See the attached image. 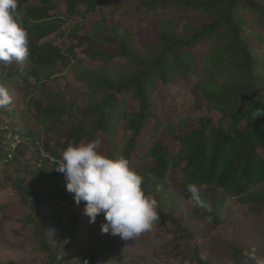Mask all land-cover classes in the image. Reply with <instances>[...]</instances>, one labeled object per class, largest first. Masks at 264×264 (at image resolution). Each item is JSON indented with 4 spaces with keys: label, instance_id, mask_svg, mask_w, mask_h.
I'll list each match as a JSON object with an SVG mask.
<instances>
[{
    "label": "trees",
    "instance_id": "16d2710c",
    "mask_svg": "<svg viewBox=\"0 0 264 264\" xmlns=\"http://www.w3.org/2000/svg\"><path fill=\"white\" fill-rule=\"evenodd\" d=\"M111 1L18 0L17 20L27 32L30 55L23 63L0 62V85L12 98L0 108V168L18 172L7 182L18 193L17 212L25 215L21 222L34 227L31 239L45 256L43 264H96L120 237L110 234L102 247L88 251L76 244L78 261L67 252L69 245L61 256L52 243L54 228L73 239L80 218L72 210L78 206L74 194L57 171L62 154L69 145L96 140L100 153L128 159L143 177V190L158 202L156 223H169L177 233L170 256L211 264L201 255L204 241L197 239L220 237L213 232L230 198L247 206V219L264 217V116L253 119L256 112L264 114V53L254 46L264 45V0H125V7L151 15L158 10L174 14L153 25L152 39L143 50L129 29L120 31L115 20L105 17ZM241 10L256 24L249 34ZM96 14L99 18L92 19ZM80 48L86 59L99 64L96 68L84 66L76 51ZM70 65L78 67L74 81L60 75ZM180 82L196 84L195 108L205 107L207 114L165 125L154 107V86L169 88ZM17 94L25 111L13 110L19 108ZM128 99L138 104L136 112H127ZM9 108L12 117L6 122ZM153 119L155 125L147 132ZM15 123L14 132L24 143L11 151L4 143L12 131L4 127ZM121 124L126 128L119 133ZM127 132L132 136L120 153L119 137ZM142 141L149 143L146 153ZM168 181L178 184L204 229L195 232L166 211ZM96 220L105 223L103 214ZM246 229L241 223L236 231ZM238 247L242 245L226 248L234 253V264H240ZM243 256L248 264H259L264 255L245 249Z\"/></svg>",
    "mask_w": 264,
    "mask_h": 264
},
{
    "label": "rangeland",
    "instance_id": "374dc122",
    "mask_svg": "<svg viewBox=\"0 0 264 264\" xmlns=\"http://www.w3.org/2000/svg\"><path fill=\"white\" fill-rule=\"evenodd\" d=\"M127 2L125 0H112L111 5L105 11V17L112 18L117 22V26L120 31L129 29L135 39L136 47L143 50L148 46V42L152 39L150 32L153 29V25L159 21L160 18L171 17L173 13H162L160 10L157 14L151 15L147 10H134V8L125 7ZM84 10V9H83ZM126 11L130 12L126 14ZM56 13V11H55ZM241 14L248 20V34L254 28L255 22L252 16L241 10ZM96 20L99 15L91 16ZM66 22L62 24L61 31H64ZM56 35V34H54ZM264 36V33L262 32ZM256 50L260 53H264V45L255 43ZM261 48V49H260ZM83 48L77 49L78 58L82 59L84 66L91 69L96 68L99 64L86 59L81 51ZM123 63V60H120ZM96 64V65H95ZM119 66L118 64L116 65ZM115 66V67H116ZM78 67H70L68 69L61 70L60 75L67 76L70 81H74L75 73ZM176 84L175 86H169L164 88L156 83L152 97L154 98V107L160 120L165 124L175 123L178 119L186 116H190L196 120L198 116L206 115L205 107L200 111L195 108L196 102L193 98V89L196 86L193 82H187L184 85ZM79 88V85L77 86ZM57 88V86H55ZM15 91V90H14ZM14 99H19L18 94L14 95ZM19 108H13L14 111H25V105L22 99L18 100ZM12 109H8L7 117L5 121H11ZM138 110V104L128 99L127 112H136ZM29 118V117H27ZM155 119L150 126L147 127V132H150L155 125ZM22 123V121H19ZM4 128L15 129V124H6ZM192 126H197L196 123H191ZM126 125L121 124L119 130L125 131ZM160 133V136L163 133ZM132 136L131 132H127L126 135H120V153H122L125 142ZM20 142V138H18ZM26 141V140H25ZM24 139L22 138V144ZM4 144L9 145V142ZM21 144V145H22ZM145 146V153L147 152L148 142L142 141ZM18 143L15 144V146ZM177 148V145L173 146V150ZM5 162V160H4ZM9 167V165H7ZM15 167H9L8 169L0 168V184H4L6 187L0 188V263L7 264L10 261H23V264H43L46 262L45 256L41 254L39 247L31 239V231H33V225H23L21 222L25 215L22 212H17L19 204L18 193L15 188H11L7 179L10 178L14 181V178L18 174L15 173ZM13 173V174H12ZM172 173V172H171ZM25 176V175H24ZM22 177V176H21ZM11 183V182H10ZM168 194L166 195V211L173 212L178 218L188 223L195 232L204 229L205 226L200 222L193 212V208L189 203L180 195V189L178 184L168 181ZM176 184V185H175ZM157 197V196H155ZM63 202H61L62 204ZM65 206V205H64ZM53 211L58 210L53 205ZM75 214L79 215V222L75 228L73 239L64 230L54 228L52 232V243L55 251L61 256L63 255L64 247L69 245L67 252L72 256V260H77L80 257L78 249H74L73 246L79 244L82 251H88V249H94L102 247L107 243L109 235L102 232V220H96L95 223H90V217L85 215V207L78 205L72 208ZM247 206L240 205L235 198H230L224 210L221 213V223L218 230L213 232L215 235H220L218 238L197 239L199 243L204 241V248L201 253L204 259H208L211 264H234V253L229 252L227 244L229 246L242 245L238 247L236 256L240 259V264H248L245 260L243 252L245 249L256 255H264V217L263 218H249L246 217ZM63 213L66 210L63 209ZM69 213V212H68ZM69 217L70 214H69ZM66 223L70 222V218L65 220ZM241 223L246 224L245 231H236ZM177 233L174 227L167 223L164 225H158L154 222L151 230L146 231L133 239H122L119 237L115 246H113L108 252H105L97 258L96 264H193L182 259H176L170 256L169 249L175 244ZM209 240V241H207ZM239 242V243H237ZM233 243V244H232ZM242 250V252H241ZM264 261V256L261 257ZM65 264H68L67 262Z\"/></svg>",
    "mask_w": 264,
    "mask_h": 264
},
{
    "label": "clouds",
    "instance_id": "9594fccd",
    "mask_svg": "<svg viewBox=\"0 0 264 264\" xmlns=\"http://www.w3.org/2000/svg\"><path fill=\"white\" fill-rule=\"evenodd\" d=\"M17 7L18 0H0V62L23 63L30 55L27 32L17 20L21 15ZM11 102L7 89L0 85V108ZM262 116L264 114L256 112L253 119ZM15 132L13 130L7 135L11 151L22 144V137ZM16 143L18 145L15 146ZM100 145L99 140L69 145L62 154V163L57 171L64 174L66 190L74 194L75 203L86 202L84 214L90 217V223H95L103 214V233L119 235L125 240L133 239L151 230L154 222L158 221V202L145 193L143 177L132 169L128 159L109 158L98 151ZM189 190H192L191 186ZM259 264H264V261Z\"/></svg>",
    "mask_w": 264,
    "mask_h": 264
},
{
    "label": "built area",
    "instance_id": "2783aa9c",
    "mask_svg": "<svg viewBox=\"0 0 264 264\" xmlns=\"http://www.w3.org/2000/svg\"><path fill=\"white\" fill-rule=\"evenodd\" d=\"M62 205H65V204H62ZM89 260H86L85 262H84V264H89Z\"/></svg>",
    "mask_w": 264,
    "mask_h": 264
}]
</instances>
